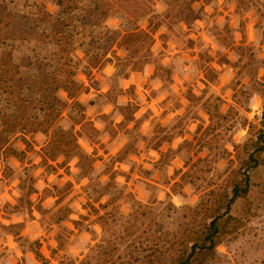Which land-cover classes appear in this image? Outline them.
I'll list each match as a JSON object with an SVG mask.
<instances>
[{"label": "rangeland", "instance_id": "1", "mask_svg": "<svg viewBox=\"0 0 264 264\" xmlns=\"http://www.w3.org/2000/svg\"><path fill=\"white\" fill-rule=\"evenodd\" d=\"M34 2L41 19L45 10L57 11L51 0H0V17H11L17 6ZM92 4V0H79L72 8L82 12ZM151 4L159 17L133 19L120 12L100 26L48 22L57 31L53 42L66 50L61 61L54 54L37 60L33 54L42 47L31 51L21 47V61L13 49L1 53L9 55L7 60L20 62L22 72L12 75V80L0 77V220H11L3 208L11 210L15 205L23 208L24 213L16 214H24L26 222L9 221L0 227L4 241L0 264H29L30 258L36 264H80L86 258L96 263L111 254L121 255L120 264L137 262L145 251L127 256L130 247L144 244L150 252L164 231L178 227L177 215L159 202L177 205L173 198L178 197L180 206L195 205L208 181L221 182L229 160L235 158L234 145H242L250 122L259 120L264 100V0H152ZM28 25L29 21H16L2 39L20 38L24 31L17 29ZM71 51L79 59L77 65L67 64ZM165 59L167 66L161 63ZM109 65L116 69L111 76L105 71ZM148 65L153 66L151 75L145 76ZM70 75L81 84L74 98L52 85L56 77ZM157 79L162 84L159 92L152 88ZM121 81L131 82L124 88ZM23 84L35 86L34 91H26L33 104L53 96L81 104L85 123L94 128L96 122L104 124L102 130L96 128L101 134L87 131L96 140L78 134L81 125L72 128L65 119L66 110L51 127L36 126L18 111L24 107ZM105 86L107 92L102 91ZM164 92L165 99L154 104ZM89 95L95 99L81 103ZM122 98L127 102L117 103ZM109 104L112 111L105 113ZM141 108L147 110L137 119ZM38 115L45 119L39 108ZM118 115L123 117L119 123ZM145 121L151 123L148 135L141 131ZM186 141L192 147L179 149ZM204 146H211L219 157L214 172H204L201 164L190 168L198 158L208 156ZM127 147L136 150L119 160ZM77 157L75 167L80 172L74 176L70 162ZM124 164L130 165L127 172L119 167ZM190 169L193 184L188 182L191 177L182 178ZM51 176L55 182L49 180ZM102 176L108 177L107 183H100ZM117 176L124 177L122 186ZM255 176L260 179L264 173L258 171ZM84 177L91 182L77 190ZM41 180L47 185L43 191L36 187ZM29 187L35 190L21 197ZM255 192L264 197L262 185ZM49 198L55 201L50 208L44 206ZM153 200L149 213H135L133 206L142 211L135 201ZM75 202L83 212L70 206ZM259 211L245 230L223 244L232 259L225 256L219 264H264V214ZM108 212L104 231L100 216ZM74 215L78 218L73 219ZM9 235L19 255L9 247Z\"/></svg>", "mask_w": 264, "mask_h": 264}, {"label": "trees", "instance_id": "2", "mask_svg": "<svg viewBox=\"0 0 264 264\" xmlns=\"http://www.w3.org/2000/svg\"><path fill=\"white\" fill-rule=\"evenodd\" d=\"M51 1L57 6V11L51 13L45 10L42 19L38 14L37 2L31 5L26 3L17 6L18 9L12 12L11 17H0V65L2 67L0 77L9 76L12 80V75H19L22 72L20 62L7 60L9 55H1L2 52H6L8 49H13L16 53L19 52L20 55L16 56V60L21 61V52L24 51L21 47L26 46V48H30V51L31 48L42 47V51L33 54L37 60H47L51 54H54L61 61L62 53H66V50H62L59 45L53 42L56 39L57 31L55 32V27L49 23L58 24L64 20L63 25L65 26H100L120 12H124L133 19H151L160 16V13H157L153 8L152 0H140L136 4L132 0H92L93 4L90 8L82 12L75 11L72 8V5L79 0ZM25 20L29 21L28 27L24 26V29H17L24 31L20 38L2 39V33L5 30L12 29L16 21L24 22ZM41 24L43 25L42 29H38ZM14 41H18V43ZM49 47L53 49H49ZM69 58L70 62L67 64H70V66L77 65L79 59L72 51ZM22 78L19 77V79ZM52 85H55L54 89H62L67 92L68 98H74L81 92V84L76 82L71 75L69 77H56ZM34 87L22 85V92L25 97L23 100L24 107L18 109L22 117L34 120L35 125L38 127L48 128L54 122L61 120L62 114L66 110L67 117L65 119L71 121L72 128L75 125H81L78 134H85L92 140H96V138L89 135V133L86 134L89 129L101 134V131L83 121L84 107L81 104H69L67 100H63L59 96H53L45 101H36L33 104L32 100L26 98L31 97L26 96V91L32 92L35 90ZM19 96L22 95L19 94ZM38 108L44 112L45 119H39ZM121 109L124 112L127 111L126 107ZM221 117H225L224 114ZM46 124L47 126H45ZM248 132L249 136L242 145H234L235 158L229 160V167L223 173L224 176L221 182L208 181L205 186L207 189L204 190L195 205L177 206L172 202H159L162 206H170L168 207L170 208L168 213L177 215L179 218L178 227L164 231L163 236L155 243L156 248L151 249L150 252L146 250L144 244H141V248L140 245L130 247L127 256H132L136 251H145V254L137 262L129 260L122 264H219L225 260V256L217 252V247L245 230L252 220L260 214L259 210L264 214V197L257 196L255 192V187L259 184L264 188V176L260 179L255 176L258 171L264 173V100L262 114L257 122H250ZM54 138L55 136L51 141L52 143ZM185 147H192V143L186 141L184 145H180L179 149ZM204 148L209 150L208 156L198 158L195 163L191 164L190 168L193 169L201 164L204 172H214L217 170L214 168V163L219 161V157L213 155L211 146H204ZM134 150L136 149L133 147L130 149L127 147L126 150L121 152L118 157L119 160H124ZM201 150L202 147L199 150L197 149L196 152ZM193 174L191 177L190 169L182 178L186 180L187 177H191L188 182L193 184ZM220 175L222 174L220 173ZM176 184L178 185V183ZM33 190L35 189L29 187L28 193ZM111 202L110 200L109 203ZM153 202L154 200L150 203L135 201V204H139V209H142L140 211L133 206L136 210L135 213L139 211L141 215H145L148 209H151L149 207L152 206ZM139 212L137 216H139ZM110 213L100 216L104 231ZM174 215H171V217L173 218ZM90 259L86 258L80 264H120L122 257L121 255L111 254L96 261V263H93Z\"/></svg>", "mask_w": 264, "mask_h": 264}, {"label": "clouds", "instance_id": "3", "mask_svg": "<svg viewBox=\"0 0 264 264\" xmlns=\"http://www.w3.org/2000/svg\"><path fill=\"white\" fill-rule=\"evenodd\" d=\"M221 2H223V0H221ZM158 8H159V6H158ZM209 10H210V9H209ZM201 27H202V25H201ZM154 51H155V50H154ZM161 63H163L165 66H167V64H168V60L165 59V60L161 61ZM152 67H153L152 65H148V66L145 67V76H149V75H151ZM105 71H106L107 75L111 76V75L116 71V69H115L114 66L109 65L108 67H106ZM185 79H187V77H185ZM130 82H131V81H121V86L124 87V88H127L128 83H130ZM161 87H162V84H161V82H160L158 79H157L156 81H154L153 84H152V88H153L154 91H158V92H159V90H160ZM102 91H103V92H107V91H108V87H107V86L103 87V88H102ZM166 95H167L166 92H164V93H160V94L158 95V97H157V100L154 101L153 103L155 104V103H158L159 101L165 99V96H166ZM90 99H95V96H94V95H89V96H87V97H84V98L81 100V103H85V104H86L87 101L90 100ZM141 101H143V97H141ZM126 102H127V101H126L125 99H123V98L117 101V103H119V104H123V103H126ZM148 107H153V105H148ZM146 110H147L146 108H141L140 112L136 113V117H137V119H139V118L143 115V113H144ZM161 110H162V109H161ZM103 111H104L105 113H109V112H111V111H112V105L109 104V105L105 106L104 109H103ZM153 111H156V109H155L154 107H153ZM158 114H159V113L157 112V115H158ZM116 119H117V123H119V121L122 120L123 117L118 115ZM95 126H96V128L101 129V130L104 128V124L101 123V122H96ZM150 130H151V123H150V121H145V123H144L143 126H142L141 131L144 133V135H148L149 132H150ZM243 134H244V133L241 132V133H239L238 135H243ZM126 142H127V141H125V143H126ZM179 142H180V141L178 140L177 143H179ZM82 143H83V142H82ZM174 146H175V145H174ZM88 151L90 152L91 149H88ZM151 155L154 156V157H156L157 154H156L155 152H153V153H151ZM157 158H158V157H157ZM36 162H37V163L39 162L38 159H37ZM77 162H78V157H77V158H73V160L70 162V167L72 168V172H73V175H74V176H75V175H78L79 172H80V169L77 168V167H75V165L77 164ZM119 167H120L124 172H127L128 169H129V167H130V165L124 164V165H120ZM102 170H103V167H102V166L96 169L97 173L100 172V171H102ZM36 175H39V173L37 172ZM49 180H50L51 182H55V176H51V177H49ZM107 180H108V177H107V176H102V177L100 178V183H101V184L107 183ZM90 182H91V181H90V179H89L88 177H84V178L80 181V185H77V190L79 189L80 186H87ZM116 182H117V184H119V185L122 186V185L124 184V177H122V176H117V177H116ZM16 183H18V181H16ZM60 186L63 187V184H61ZM36 187L39 188L41 191H43L44 187H47V185H44L43 181L41 180V181H39V182L37 183ZM15 195L19 196L20 193H19V192H16ZM69 198H71V197H69ZM161 198H163V197L161 196ZM104 199L107 200L108 197L106 196ZM173 200H174V202L177 204V206H180V204L182 203V201H181L178 197H174ZM14 202H15V201H13V203H14ZM54 203H55L54 199L49 198V199L45 202V205H44V206L50 208V207H52V205H53ZM70 206H71L72 208H74L75 210H77L78 212H83V209L81 208L79 202H75V203H73V204L70 205ZM72 218H73V219H77L78 217L74 215ZM22 219H23V217H16V218L13 219L12 222H19V221L22 220ZM0 223L7 224V223H9V221H6V220H0ZM95 227H96V231L99 232V231H100L99 226H95ZM0 236H3V234H0ZM6 238H7V242H8L9 247H10L11 249L17 250V251H16V254L19 255L18 246H17L15 243L12 242V237L9 235V236H7ZM31 239H36V237H35V236H32ZM3 242H4L3 239L0 238V243H3ZM53 246H55V245H53ZM217 252L220 253V254H222V255H224V256H227L229 260L232 259L231 255H230V253H229V249H228L227 247H225L223 244H221V245H219V246L217 247ZM29 256L31 257V254H29ZM29 264H36V262L34 261V259H31V258H30Z\"/></svg>", "mask_w": 264, "mask_h": 264}, {"label": "crops", "instance_id": "4", "mask_svg": "<svg viewBox=\"0 0 264 264\" xmlns=\"http://www.w3.org/2000/svg\"><path fill=\"white\" fill-rule=\"evenodd\" d=\"M28 195V191L26 190V193L25 195H20L21 197H26ZM0 202H2V200L0 199ZM29 209V208H28ZM3 211H5L8 215H11L10 218L11 220H9L10 222L13 221L14 218L16 217H19V216H22L23 219L20 220L19 222H12V224H22L21 222L25 223L26 222V217L24 214H16V213H24L23 211V208H21L20 206H12L11 210H9V207L4 209L3 208ZM4 224L3 223H0V227H3Z\"/></svg>", "mask_w": 264, "mask_h": 264}]
</instances>
